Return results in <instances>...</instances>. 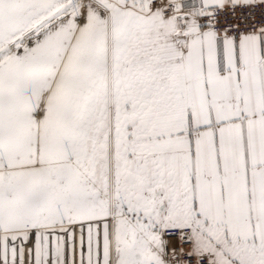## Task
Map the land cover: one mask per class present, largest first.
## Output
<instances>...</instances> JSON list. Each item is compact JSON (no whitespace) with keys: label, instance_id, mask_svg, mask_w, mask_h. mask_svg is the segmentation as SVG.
Here are the masks:
<instances>
[{"label":"snow or ice","instance_id":"obj_1","mask_svg":"<svg viewBox=\"0 0 264 264\" xmlns=\"http://www.w3.org/2000/svg\"><path fill=\"white\" fill-rule=\"evenodd\" d=\"M0 264H264V0H0Z\"/></svg>","mask_w":264,"mask_h":264}]
</instances>
